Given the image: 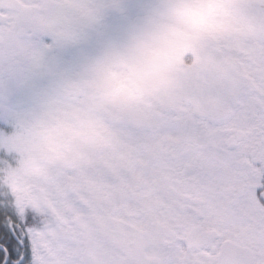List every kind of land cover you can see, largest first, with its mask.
Masks as SVG:
<instances>
[{"label":"snow or ice","instance_id":"1","mask_svg":"<svg viewBox=\"0 0 264 264\" xmlns=\"http://www.w3.org/2000/svg\"><path fill=\"white\" fill-rule=\"evenodd\" d=\"M0 122V264H264V0H0Z\"/></svg>","mask_w":264,"mask_h":264},{"label":"clouds","instance_id":"2","mask_svg":"<svg viewBox=\"0 0 264 264\" xmlns=\"http://www.w3.org/2000/svg\"><path fill=\"white\" fill-rule=\"evenodd\" d=\"M27 129L20 127L14 130L13 136L17 138H27ZM24 146L23 143H21L17 148L15 149L19 153V157L17 159L16 164L13 166V171L18 173V174H23V171L25 169V161H26V155L24 152ZM2 179V177H0Z\"/></svg>","mask_w":264,"mask_h":264},{"label":"flooded vegetation","instance_id":"3","mask_svg":"<svg viewBox=\"0 0 264 264\" xmlns=\"http://www.w3.org/2000/svg\"><path fill=\"white\" fill-rule=\"evenodd\" d=\"M4 125H3V122H0V127H3Z\"/></svg>","mask_w":264,"mask_h":264}]
</instances>
